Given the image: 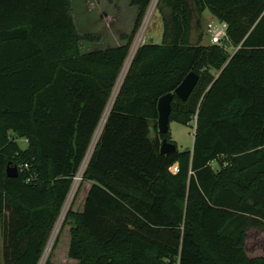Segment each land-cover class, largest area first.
Wrapping results in <instances>:
<instances>
[{
  "label": "trees",
  "instance_id": "trees-1",
  "mask_svg": "<svg viewBox=\"0 0 264 264\" xmlns=\"http://www.w3.org/2000/svg\"><path fill=\"white\" fill-rule=\"evenodd\" d=\"M152 1L131 0L140 13L126 44L82 52L99 36L79 32L72 0H0L5 264H40ZM161 4L170 9L164 41L138 47L82 177L92 183L85 207L66 213L69 257L264 264L245 249L248 230L264 229V0ZM207 9L228 24L233 54L202 36L192 42ZM191 71L194 91L172 102L171 124L197 120L194 146L182 151L171 129L159 132L158 103ZM164 138L177 150L163 154Z\"/></svg>",
  "mask_w": 264,
  "mask_h": 264
},
{
  "label": "rangeland",
  "instance_id": "rangeland-1",
  "mask_svg": "<svg viewBox=\"0 0 264 264\" xmlns=\"http://www.w3.org/2000/svg\"><path fill=\"white\" fill-rule=\"evenodd\" d=\"M153 5H155V8L152 11ZM159 5L160 0H157L156 4L155 0L152 1L146 16L137 31L131 49L134 48L139 38L140 42L138 46L144 43H163L165 24L170 16V9L166 5ZM72 7L79 32L83 35L96 34L99 36V39L94 42L83 41L81 43L82 52L106 49L126 44L128 39H125L124 37L133 33L140 13L139 7L133 6L131 4V0H72ZM198 21H200L199 25ZM215 21L216 17L209 11V9L205 10L200 17L196 16L194 29L191 34L192 42L196 43L199 37L202 36V44H211L209 34L207 33V25L208 23ZM227 50L230 54L234 53L233 48L228 47ZM195 126L196 119H194L189 125H184L179 122H173L171 124L173 140L177 142L180 150L183 151L193 148L195 140ZM19 142L24 148L28 146V142L25 138H19ZM214 165L217 166V163H214ZM89 186V182L82 184L81 180L67 207V211L71 206H73V208L76 207L80 197L85 194V190ZM72 188L73 189L69 197H71L75 186ZM68 202L69 200H67L66 206ZM65 218L66 216L64 217L58 232L57 222L40 264H46L51 255L52 262L55 264L56 262L64 264L67 261L70 236L69 231L66 232L69 225L64 226ZM54 234H56V236H54ZM3 240L4 237L1 224L0 242ZM245 249L250 257L264 256V229L252 227L248 230L245 238ZM55 253L56 257L57 255L59 256L58 260L54 259ZM0 264H4L1 256Z\"/></svg>",
  "mask_w": 264,
  "mask_h": 264
},
{
  "label": "water",
  "instance_id": "water-1",
  "mask_svg": "<svg viewBox=\"0 0 264 264\" xmlns=\"http://www.w3.org/2000/svg\"><path fill=\"white\" fill-rule=\"evenodd\" d=\"M200 76L195 71H191L184 78L182 83L176 88L175 93L170 92L163 95L158 103V128L162 134H168L171 129V114L173 111V98L174 94L178 95L181 99L187 100L199 82ZM177 150V145L168 138H164L161 144V152L169 154ZM8 175L10 177H17L19 175L17 167H9Z\"/></svg>",
  "mask_w": 264,
  "mask_h": 264
},
{
  "label": "built area",
  "instance_id": "built-area-1",
  "mask_svg": "<svg viewBox=\"0 0 264 264\" xmlns=\"http://www.w3.org/2000/svg\"><path fill=\"white\" fill-rule=\"evenodd\" d=\"M207 33L209 34L210 42H211L212 45H220L221 47H224V48H225V47H226V48L228 47V43H229V34H228V24H227L226 22H224V21H220V20H218V19L216 18V21H215V22H210V23H208V25H207ZM139 40H140V38L137 40V42H136V44H135V46H134V48H135V52H134V53H133L134 48L131 49L130 55H129V57H128V59H127L125 65H124V68H123L122 73H121V75H120V78H119V80H118L117 86H116V88H115V90H114V93H113L112 98L114 97V95H115V93H116V90H117V88H118V86H119V83H120V87H121V85H122V83H123V81H124V79H125V77H126V74H127L128 70H129V67H130L131 63H132L133 57H134V55H135V53H136L138 47L140 46V45L138 46V44H139V42H140ZM120 87H119V89H120ZM118 91H119V90H118ZM117 93H118V92H117ZM117 93H116V95H115L114 98H116ZM112 98H111V100H112ZM111 100H110V101H111ZM114 100H115V99H114ZM107 108H108V107H107ZM106 110H107V109H106ZM196 127H197V120H196L195 130H196ZM100 134H101V133H100ZM99 137H100V136H99ZM97 141H98V140H97ZM97 141H96V143H95V141L93 140V142H92V144H91V147H90V149H89V151H88V154H87L86 158L84 159V161H83V163H82V165H81V167H80V170H79V172H78V174H77V176H76V178H75V182H76V180H78V179H80V182H81L82 177H83V174H84V172H85V170H86V167H87V165H88V162H89V160H90V158H91V155H92V153H93V151H94V148H95V146H96V144H97ZM174 168H175V170H174ZM172 170L177 171L178 168L175 166V167L172 168ZM75 182H74V184H75ZM66 203H67V202H66ZM66 211H67V208H66V205H65V207H64V209H63V211H62V214H61V216H60V218H59L58 224H59V222H60V220H61V217H62L63 213H64L65 216H66V213H67ZM62 222H63V221H62ZM58 224H57V226H58Z\"/></svg>",
  "mask_w": 264,
  "mask_h": 264
},
{
  "label": "crops",
  "instance_id": "crops-1",
  "mask_svg": "<svg viewBox=\"0 0 264 264\" xmlns=\"http://www.w3.org/2000/svg\"><path fill=\"white\" fill-rule=\"evenodd\" d=\"M23 148H24V147H23ZM26 148H27V147H26ZM175 166H177V168H178V165H175ZM175 166H174V167H175ZM89 183H90V186L86 188V190H85V194H84L83 196H81L80 199H79L80 203H79V201H78V204L76 205V207H74V210H75V211H82V210L84 209V207H85L86 197H87V195H88V193H89V190H90V188H91V184H92L91 182H89ZM1 224H2V221H1V218H0V226H1ZM70 228H71V225H69V228H68V230H67L66 232L69 231V236H70V241H71ZM0 243H1V245H0V248H1V249H0V256H1L2 262L5 264V261H4V258H3L4 240L1 241ZM69 243H70V242H69ZM69 247H70V244H69ZM69 247H68V259H67V261H66L64 264H76V263H78V261L69 257ZM57 254H58V253H57ZM58 258H59V256L57 255V257H56V253H55V255H54V259H55V260H58ZM54 264H55V263H54ZM56 264H60V263H59V262H56Z\"/></svg>",
  "mask_w": 264,
  "mask_h": 264
},
{
  "label": "bare ground",
  "instance_id": "bare-ground-1",
  "mask_svg": "<svg viewBox=\"0 0 264 264\" xmlns=\"http://www.w3.org/2000/svg\"><path fill=\"white\" fill-rule=\"evenodd\" d=\"M156 1H157V0H155V4H156ZM154 8H155V5H153V7H152V11L154 10ZM134 52H135V48H134L133 53H134ZM119 87H120V83H119V86H118V88H117V90H116V93L118 92ZM116 93H115V95H116ZM115 95H114V97H115ZM114 97H113L112 100L110 101V103H109V105H108V108H107V110L105 111V114H104L105 116L103 117L102 122L100 123V125H99V127H98V130H97V132H96V134H95V137H94V141H95V143H96V141L99 139L100 133L102 132V129H103L104 124H105V122H106L107 116H108V114H109V112H110V110H111V108H112V105H113V103H114V99H115ZM101 124H102V125H101ZM100 126H101V127H100ZM75 184H76V185H75ZM75 184H74L75 189L73 190L71 197H69V199H68L69 202H68L66 208L68 207V205H69V203H70V201H71V199H72V197H73V194H74V192H75V190H76L78 184H80V179L76 180ZM64 217H65V214L63 213V215H62V217H61V220H60V222H59L58 228H57V232H58V230H59V227L62 225V221L64 220ZM54 236H56V234H54ZM51 243H52V242H51ZM45 256H46V255H45Z\"/></svg>",
  "mask_w": 264,
  "mask_h": 264
}]
</instances>
